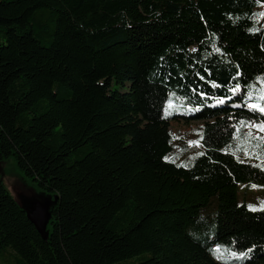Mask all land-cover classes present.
<instances>
[{"label":"trees","instance_id":"1","mask_svg":"<svg viewBox=\"0 0 264 264\" xmlns=\"http://www.w3.org/2000/svg\"><path fill=\"white\" fill-rule=\"evenodd\" d=\"M262 12L264 0H0V164L56 194L43 238L0 178V257L264 264V212L238 190L264 189V171L232 135L264 119L243 102L264 86ZM169 93L185 98L171 114ZM189 129L200 144L179 159Z\"/></svg>","mask_w":264,"mask_h":264},{"label":"rangeland","instance_id":"2","mask_svg":"<svg viewBox=\"0 0 264 264\" xmlns=\"http://www.w3.org/2000/svg\"><path fill=\"white\" fill-rule=\"evenodd\" d=\"M261 18L262 16L259 15V19ZM182 134L183 133H178L176 134V137L179 138L180 136H183ZM181 139H183V143H179L177 151L180 153L184 152L182 151V144H184L185 153L179 156L176 155V157L179 159H187L189 158V154L197 149L196 145L190 146L188 141L196 140L197 138L189 129V133ZM258 143L259 142L255 140L252 141L253 145ZM188 149L189 151L186 152ZM257 154L260 157L259 159L255 158ZM242 158L264 164V146L252 148L250 155L245 156L243 153ZM0 178L10 196L15 200L17 205L24 210L26 216L33 222L37 232L43 238H47L48 233L51 230V226L49 224L51 218L50 209L56 201V194L52 192L39 191L35 187L26 183L15 171L12 160L4 162L3 165L0 166ZM238 190L240 198L239 201H244L246 207L249 204L258 205L260 201H264V189H259L250 185H240ZM0 264H11V262H9L7 258L0 257Z\"/></svg>","mask_w":264,"mask_h":264},{"label":"snow or ice","instance_id":"3","mask_svg":"<svg viewBox=\"0 0 264 264\" xmlns=\"http://www.w3.org/2000/svg\"><path fill=\"white\" fill-rule=\"evenodd\" d=\"M260 16H264V12L260 13ZM249 31H252V29H249ZM214 49L217 52L220 51V49L215 48V46H214ZM193 51H195V49H193ZM205 71H207V69ZM235 74L237 77L241 76V72L239 71L238 67L236 69ZM197 75H199V73ZM200 78L202 80L205 79L203 76H201ZM257 80H259L262 84H264V78L257 77ZM210 83L213 87L220 86L216 81H210ZM247 87H248V91L243 93L244 106L247 107V109L253 112L254 114L259 113L260 116H264V86L260 87L258 91L254 90L255 85H248ZM228 91H230L233 95H236L237 93H241L242 88L239 83H236L235 86L232 88H229ZM199 96L205 97L207 96V93L201 91L199 92ZM172 97H175L176 100H180V101H183L185 99L184 97L177 96L175 93H169V99L165 106V112H168L169 114H171L170 113L171 109L177 108V105L174 103ZM227 98L228 97L221 98L217 100L216 103L217 104L223 103L224 99H227ZM234 129L235 131L233 132L232 135H233V138H235L238 141L236 148L238 151H243L245 156L250 155L252 148L264 146V135H262L264 134V119L246 120L242 118L239 120V122L236 125H234ZM241 129H247V131L242 132ZM253 140L259 143L256 145H253L252 144ZM188 144L190 146L191 145L199 146L200 140L199 139L191 140V141H188ZM221 151H228V149H221ZM230 154L235 156L236 152L232 151L230 152ZM255 158L259 159L260 157L257 154ZM165 159H168V158L165 157ZM253 166L258 167L262 171H264V164H255ZM252 187H256V185H252ZM247 208L253 212H256V211L264 212V201H260L258 205L249 204L247 205ZM221 250L222 248H221V245L219 244H217L214 249H210V251L217 254V258H220L219 254L221 253ZM223 251L228 252V254L231 257H234L236 259H242L247 256L248 252H250L251 249L242 250V251H234V250H229L225 248L223 249Z\"/></svg>","mask_w":264,"mask_h":264}]
</instances>
